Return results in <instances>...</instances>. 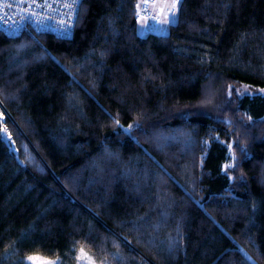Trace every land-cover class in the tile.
<instances>
[{
	"label": "trees",
	"instance_id": "trees-1",
	"mask_svg": "<svg viewBox=\"0 0 264 264\" xmlns=\"http://www.w3.org/2000/svg\"><path fill=\"white\" fill-rule=\"evenodd\" d=\"M138 2L0 31V264H264V94L235 95L264 88V0H180L145 36Z\"/></svg>",
	"mask_w": 264,
	"mask_h": 264
},
{
	"label": "built area",
	"instance_id": "built-area-1",
	"mask_svg": "<svg viewBox=\"0 0 264 264\" xmlns=\"http://www.w3.org/2000/svg\"><path fill=\"white\" fill-rule=\"evenodd\" d=\"M83 1L85 0H78L77 14L73 19V27H65L61 30V26L57 21L64 18L65 10L60 7L63 0H38L41 4L47 3L51 5V7L47 8H36L35 5H32V8L39 14L38 17H32L26 12L21 11V9L31 4V0H24L23 3L21 0H0V5H13L12 7H0V31L10 37L22 33H29L31 35L49 33L57 37L69 38L73 35L78 11ZM166 2L171 3V0H156L155 5L165 4ZM137 4H141L144 7L143 0H139ZM150 6H153L151 0L147 6V10L150 15H154L150 12ZM22 15L24 19H21ZM42 17H50V19H42Z\"/></svg>",
	"mask_w": 264,
	"mask_h": 264
},
{
	"label": "snow or ice",
	"instance_id": "snow-or-ice-1",
	"mask_svg": "<svg viewBox=\"0 0 264 264\" xmlns=\"http://www.w3.org/2000/svg\"><path fill=\"white\" fill-rule=\"evenodd\" d=\"M23 3L24 0H21ZM150 0H143L144 7L141 6V4H137L136 8V23L140 25L142 29L148 28L150 26L149 21L154 22L157 26L159 27H164L169 24H171L174 19L177 16V10H178V5L180 3V0H171L170 5L167 8H161L159 11L156 12L155 15H150L147 10V6L149 4ZM156 0H151V3L153 6L155 5ZM32 5H35L36 8H41V7H51V5H48L47 3L41 4L38 2V0H31V4H29L26 8L21 9L22 12H26L28 15L32 17H38V13L32 8ZM77 5H78V0H63V2L60 4V7L64 9V18L59 19L57 23L61 26V30H63L65 27L71 28L73 27V19L74 16L77 14ZM13 5H0V7H12ZM21 19H24V16H21ZM42 19H50V17H42ZM260 93H264V88L258 89ZM251 95L252 93L249 92V86H244L243 90L237 89L235 91L236 96H243V95ZM233 95V92L231 90V86H229V91H228V97L229 99ZM3 119V114H0V120ZM249 120H251V117H249ZM115 125L117 126L118 129L122 128L123 129V134L125 135H131L132 131L134 128L138 127V124H129L127 128H123V126L120 124L119 120L114 121ZM0 132H3L7 135L8 139L11 140L12 137L8 133L6 128H0ZM207 143V142H205ZM223 143V142H222ZM228 151L231 156V162L225 163L222 171L227 172L230 169H234L236 167L235 161H236V156L233 152V145L231 143L228 144ZM241 152L244 153V150L241 149ZM246 155V153H244ZM228 179L231 181L233 180V176L229 175ZM81 251H83L81 249ZM37 257L35 255H27L22 262V264H34L35 260Z\"/></svg>",
	"mask_w": 264,
	"mask_h": 264
},
{
	"label": "rangeland",
	"instance_id": "rangeland-1",
	"mask_svg": "<svg viewBox=\"0 0 264 264\" xmlns=\"http://www.w3.org/2000/svg\"><path fill=\"white\" fill-rule=\"evenodd\" d=\"M142 31L143 30L141 29L140 25H138V32L140 33ZM243 88H244V86H238V87L235 88V91L237 89L243 90ZM249 92H251L252 94H264V93H260L258 91V89L250 88V87H249ZM3 119H2V121H3ZM2 136H3L5 141H9V139H8V137H7V135L5 133L2 132ZM35 256L37 257V259L35 260L34 264H60V260L59 259H49V258H45V257H43L41 255H35ZM24 259H23V261H24ZM75 264H97V263H96L94 257L91 254H89L85 250L81 251V249H80L77 252V257H76Z\"/></svg>",
	"mask_w": 264,
	"mask_h": 264
},
{
	"label": "crops",
	"instance_id": "crops-1",
	"mask_svg": "<svg viewBox=\"0 0 264 264\" xmlns=\"http://www.w3.org/2000/svg\"><path fill=\"white\" fill-rule=\"evenodd\" d=\"M169 5H170V2H166L165 4H159V5L150 6L149 9H150V12L155 15L156 12L159 11V9H161V8H167ZM174 21H175V19H174ZM168 26L169 25L164 26V27H159V26L156 27V26L150 25L148 28H144V29L141 28L143 31L140 32V34L142 36H145L149 32H154V31H158V32L164 33L166 31V29H167ZM137 29H138V24H137Z\"/></svg>",
	"mask_w": 264,
	"mask_h": 264
}]
</instances>
